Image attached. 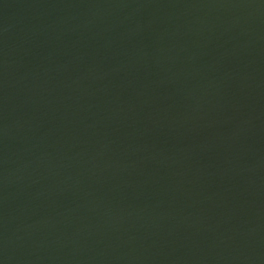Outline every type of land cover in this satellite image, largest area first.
Here are the masks:
<instances>
[{"label":"water","instance_id":"1","mask_svg":"<svg viewBox=\"0 0 264 264\" xmlns=\"http://www.w3.org/2000/svg\"><path fill=\"white\" fill-rule=\"evenodd\" d=\"M0 264H264V0H0Z\"/></svg>","mask_w":264,"mask_h":264}]
</instances>
